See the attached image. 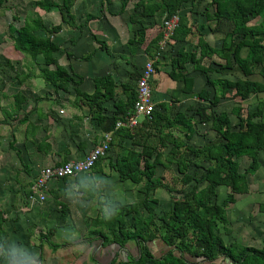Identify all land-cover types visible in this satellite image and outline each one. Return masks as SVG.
<instances>
[{"label": "trees", "instance_id": "trees-1", "mask_svg": "<svg viewBox=\"0 0 264 264\" xmlns=\"http://www.w3.org/2000/svg\"><path fill=\"white\" fill-rule=\"evenodd\" d=\"M74 1L62 0L61 4V8L65 10L69 17L67 24L71 28L74 27V17L70 10ZM185 1L137 0L135 10H140L130 21L134 23L137 17L150 18L158 13H164L165 19L168 20L178 15L180 7ZM3 2L4 0H0V5ZM45 2L46 5L51 6L50 1L46 0ZM128 2L129 0L122 1L121 12ZM208 5L214 12L212 16L209 14L207 18L213 19V17L226 16L232 21V36L240 38V40H232L228 48L216 51L204 42L200 33L197 34V46L200 50V57L196 58L195 52L180 51L177 57L171 61L169 78L173 81L183 79L185 87L190 86L191 80L184 78L183 74L186 71L185 64L192 63L194 69L207 72V68L200 65V62L202 58H211L214 55L223 60L224 65H221V68H231L232 65L229 59L232 58L236 68L244 75H249L259 66V74L264 78V0H211ZM103 6L104 0H100V12H102ZM251 18L258 19V23L249 25ZM13 20H16V18H13ZM93 20H99V18L87 15L84 25L86 26L87 23ZM181 21L179 18L178 25L167 44L183 42L187 37L194 35L186 19ZM35 24L38 29L45 33V37L35 35L25 26L17 30L12 24L8 26L10 31L15 34L10 35V39L14 42L17 50L24 55H28L31 60L41 56L46 66L54 67V69L44 68L40 71L39 78L46 84L64 92L67 91L69 84H73L75 87L79 86L82 83V79L79 78L78 81H74L53 57V54L59 50V45L53 42L51 37L61 31V26L57 25L47 30L41 21H37ZM161 30L162 32L159 36L150 41L154 43L152 45L157 46L163 38V27ZM93 40L100 45V50L108 53L105 43L96 40L94 36ZM146 41V29L141 27L135 30L133 39L127 42L129 56H134L136 46L144 45ZM149 45L146 46V50H148ZM152 45L149 47L150 52L154 49ZM243 48L247 49L244 59L240 57V52ZM91 57L92 54L85 59L90 60ZM125 61L129 63L126 57ZM153 67H155L154 64ZM132 77L138 78L139 74H134ZM93 83L95 91L91 95H87L77 88L74 89V92L77 98L81 102L83 101L90 109L94 108L93 110L97 112V108H99L97 113L99 114L101 112L100 109H102L100 105L116 97V86L110 74L95 78ZM206 84L216 89V91L212 99H209V94L206 91H201L197 94L198 96L196 97L208 101L209 104L207 106H199L195 110V114L198 116V123L212 121L213 130L219 136L222 131L230 129L227 115L223 113L216 114L214 111V107L224 91L226 89H234L233 96L241 100H245L250 94L264 91V86L251 81L207 80ZM124 86L121 85V88L126 95V100L115 103V112L123 115L132 108L135 100V93L132 92L131 88ZM16 97L19 100L16 103V108L20 109V103L24 99L21 95H16ZM254 118H259V122H252ZM181 119H183L181 114H176L171 121L168 117L163 119L162 115H158L155 112L150 119H143L139 130L154 129V133H145L142 136L143 142L140 145L142 150L141 152H136L133 149L126 148L123 144L124 139L133 138L134 131L126 128L114 130L117 122V118L114 115L107 117L99 114L97 117L102 131L112 133L110 147L111 145L114 146L116 154L114 159H110L108 162L110 169L116 171L120 182L130 180L136 185H142L138 191L144 195L143 200L138 204L120 205L117 211L110 213L109 218L103 223L113 234L119 232V236H112L118 240L120 246L134 241L140 247V256L137 258L128 256L125 261H121L119 264H264V245L259 249L238 244L225 245L216 233L218 223L223 226L228 224L226 208L229 204L234 203V193H230L221 205L212 204L211 202L216 196L219 187L230 188L235 184H244L247 176H253L259 169L258 154L260 151H264V101L258 102L256 111L247 116L245 122L240 124L237 132H228L225 136L223 135L224 142L220 140L214 141L201 148L188 147L168 132V129ZM168 144L172 147L166 157V161L169 164L172 162L177 164L178 172L182 175L180 182L183 185H188L193 181L195 186L202 183H206V186L201 195H198L199 197H197L195 186L180 198L173 195L171 197L173 201L172 210L160 216L161 225L157 226L154 220V209L148 204V198L159 189L171 192L164 177L155 176V167L161 163L159 149L167 147ZM154 152L156 154L152 157ZM188 152L195 158L201 159L202 162L210 164L203 174L197 178H192L186 173L187 161L184 158H186ZM240 158L249 159V164L242 173L239 172V166L235 162ZM151 159L153 161L150 162ZM162 164L165 165L164 167L169 166V164ZM151 201L155 202L154 200ZM111 204L113 203L108 202V205ZM141 208L146 211L147 216L142 217L140 215L139 209ZM259 211L264 213V204L259 205ZM61 212V220L64 222L66 212H64L63 208ZM128 216H131L132 219L130 223L126 220ZM157 231H162L159 238L164 243L166 251L159 257H156L147 245L156 239ZM100 239L107 240L108 237L101 236ZM58 247V245H51L52 251L58 249ZM109 264H115V260H112Z\"/></svg>", "mask_w": 264, "mask_h": 264}, {"label": "crops", "instance_id": "crops-1", "mask_svg": "<svg viewBox=\"0 0 264 264\" xmlns=\"http://www.w3.org/2000/svg\"><path fill=\"white\" fill-rule=\"evenodd\" d=\"M77 1L78 0H75V5L78 4L79 1ZM97 3L99 4L100 0H98ZM125 9L126 7L124 8L123 12H125ZM119 10L121 11V4ZM119 10L117 7H115L114 9H112V11H110V7L106 9L103 6L101 13L104 19L108 20L110 12L116 13ZM70 12L72 14V8ZM147 19H152V17ZM94 21L98 20L90 21L89 23H87L84 29L92 30L91 25ZM188 26L191 27L192 32L195 35L196 31L194 32V26H191L190 23H188ZM201 26L198 27L197 32H199L203 36L204 42H206L211 49L219 51L230 46V41H232L230 37L231 35L229 36V44L228 42H226L225 46L221 47L222 41H217V38H211L212 36L215 37L219 33H216V31L214 32V35H210V32H205V30L208 29L207 26H204L202 28ZM195 27L197 28V26ZM107 28L111 31V33H113L114 36L116 32L114 30H111V28L108 26ZM114 29H116L118 33L117 28ZM68 32L69 42L70 39L78 40L77 37L79 34H75V32L78 33V31L73 29ZM91 33L94 34L96 40H104L99 36L97 32L91 31ZM113 36L109 35L110 38L107 40V42H104L108 48V53L100 50L99 44L97 46L94 40L92 41L90 39L89 42H85V45L89 43V46L84 47H89L90 52L87 55L92 54L90 60H86V57L82 58V61L75 58V60H73V62L75 63L70 62V64L58 61L55 56L53 57L56 59L57 63L66 71L67 69L64 64L69 65V71H72L75 77L72 74H68L73 79L75 78L74 81H78L79 78L82 79V83L76 88L87 95H91L95 91V86L93 83V80L95 78H100L107 74H110L116 86V97L102 103L100 105L102 109H100L101 112L99 114L101 116L107 117L114 115L117 120L119 119L118 117L122 114L115 112V103L117 101L124 102L126 100V95L122 91L121 85H125L127 88H130V85L127 83L128 77L130 78L129 75H134L137 73L139 74L144 69V66L147 63H153L155 66V72L151 77V88L153 93V100L156 105L155 113H157L158 115H162L163 119L168 117V119L171 121L173 120L174 115H183V119L175 122L174 125L170 129H168V132L173 137L180 140L184 145L188 144L194 146L195 148H201L204 146V143L208 144L211 142L210 139L209 141L206 140L208 137L207 133L212 132L214 134L213 137H217V133L213 131V122L209 121L206 123H198V116L195 114V110L199 106H207L209 104L208 101H204L196 97L198 96L197 94H199L201 91H206L209 94V99H212L216 91V89L209 87L206 84L207 80H225L229 82L242 80L251 81L258 85L264 86V78L260 76L257 68H255L252 73L246 76L238 69L236 70L234 68L236 67V64L233 63L232 58L229 59L232 65L231 68H221L220 66L224 65L223 60L217 55H214L211 58H202L200 62V65L207 68V72H202L200 70L194 69L192 63L185 64L186 71L183 73L184 78L191 80L190 86L185 87L183 79L173 81L169 78L168 74L171 70V61L176 58L177 54L182 50H184L185 52H195L196 58H199L200 50L197 46V38L196 42L193 41L190 43L189 41H191L192 39L190 37L192 36L187 37V39L183 42L174 44H167L166 41L162 46L160 41L158 43V51L155 54L153 50H151V52L149 51V47H151L150 45L154 44L153 42H150L154 39L153 31L150 32V30H146V43L144 45L136 46L134 56H129V49L127 46V42L133 39V33L131 37L125 39L124 44L126 43L125 49L127 52H123L121 50V56L119 55V58L125 62L123 67L121 66V64H117L116 60L114 62H111V60L115 59L114 55H118L115 54L114 51H116V48L119 47L116 43H114ZM51 40L53 41L54 39L51 37ZM73 42L74 40L71 41V43ZM148 44L150 45L148 46V50H146L145 48ZM244 50L246 52L243 55ZM82 53L85 54L86 51ZM84 54H81L80 58L83 57L82 55ZM246 54L247 49L243 48L241 50L240 57L244 59L246 57ZM125 57L129 60V63L125 61ZM97 58L103 61L101 63L102 66H96ZM219 61L222 63L220 66L217 65ZM61 63H63V65ZM49 67L50 66H45V68L47 69H50ZM231 76H235L236 79H230L229 77ZM41 83L42 86L39 87L41 93H38L36 97L37 100L33 102L34 104L27 102L28 96L21 95L24 100L21 101L20 109L18 108V110L16 108V103H18L19 100H17L16 95L20 94L16 93L9 105L3 110V117L7 119L6 122H10L14 117H16L17 124H21L22 128L19 129L20 131L16 134V136L14 135V139H20L19 142H16L17 145H15L16 147H18V151L16 150V152H19L18 154L12 151H7L8 142H6L5 146L0 149V179L1 174L6 175L9 173V177H11L9 184L6 185L7 182H5V186L4 181L0 180V188L3 186H9L10 188L11 184L13 183L19 188L22 187L21 189L23 190L22 194L24 195V197L28 195L29 190L32 188L30 186H33V182L36 179L38 172L43 168L58 166L65 162L76 161L83 158L95 145H97L99 139L103 136V134H110L112 140V133L103 132L98 124V111L95 112L93 110L94 108L90 109V107L84 104L83 101L81 102L79 98H77L78 100H74L77 96L72 97L70 100L67 99L66 101H61V95L65 93L64 91H62L61 89H56L52 85L46 84L42 79ZM69 91L70 87L67 88V92ZM234 92V89H226L222 97L219 98L217 105L214 107L215 113H223L227 115L230 128L232 125L231 118L229 117V114L227 112V109L229 107H225V104L229 103L230 101L232 102L229 104H232L233 102L235 103L234 106L229 108L232 112V115L234 116L236 113L240 114V107H243V104L246 103V101H248L250 97L256 95L262 96L264 94V91H260L257 94H250L249 97L245 100H241L233 96ZM25 104H27V106H25ZM31 104L33 106L30 108V110L22 112L23 109L25 110V108L29 107ZM60 111H62V113H60ZM141 124L142 121L137 128H134L132 130L134 131V134L132 133V139L128 138L124 139L123 141V144L126 148L133 149L136 152H141L142 150L140 146L143 142L142 136L145 133H154V129L147 128L144 130L141 129L143 131L139 130L141 128ZM207 125H210V129H208L205 133L198 132L200 128L203 129ZM4 130L5 134H7L6 126ZM171 147L172 146L168 144L167 147L159 149V153L161 154V163H159L155 167L156 177H159L157 176V173L159 172L158 168H160V171L163 170V172L166 173L172 170L178 175L180 174L175 162L169 164L166 161V157L170 152ZM110 148L111 150L109 157L100 159V161L96 164L95 168L92 169L90 173L79 174L71 179L51 180L48 182L47 187L38 194L43 196V201L39 203L34 198L29 200L31 204L30 208H33V212H35V210H37L38 207L44 203V201H47L52 206L57 205L60 212L63 208L64 212H66V223L76 222L80 226H82L85 221H89L91 223L94 222L95 224L97 223V226L99 225V228L97 229L92 227L75 228L68 234L78 236L79 240L89 245V248H91L92 250L85 249L81 251L79 249V252L86 251L88 258L90 257L91 253H94V260L96 261L95 264L101 263L98 260L99 258H102L101 261H106L104 264H107L111 259H113L114 256H117V254H119L120 252V256L124 254V257L127 259L128 256H131V254H129L130 247L138 248L136 243L134 244L133 242H129L126 245L120 246L118 240L113 243L110 241V239H100L101 236L109 237L110 234L119 235L117 234V232L113 234L111 230L105 229L104 227L101 228L102 225L101 223H99V221L104 222L109 218V214H105V211L103 209L105 205H108V202H112L113 204L119 202V205L138 204L144 198V195L142 193H139L138 191V189L141 188L142 185H136L130 180L120 182L116 171L110 169L108 162L110 159L113 160L116 154V149L114 148V146L111 145ZM155 154L156 152L153 153L152 157H154ZM17 155H19V157ZM258 155H261V151ZM151 161L153 160L151 159L150 162ZM162 163L169 164V166L164 167L165 165H163ZM262 164L264 165V160L262 163H260V167L263 166ZM17 177L18 181H16ZM80 177H84L86 181H91V183L89 185L90 190L82 192L81 199L79 203H77L73 199H70L65 195V187L70 181L78 182ZM19 184L21 185L19 186ZM93 188L95 189V192L91 191V189ZM173 195L174 194H171L166 190H156L149 196L148 204L153 207V209L154 206H167L169 202H172L173 204V201L171 199ZM151 200H154L155 202H152ZM60 204H62V206H60ZM23 205L25 204L23 203ZM16 208L21 209L20 205ZM170 208V210H172L173 205L172 207L170 206ZM164 212L167 211L165 210ZM59 249H61L60 251L69 250L71 253L75 252V247L70 244L66 248ZM59 249H56L53 252L51 249L50 251L52 252V254H54L58 252ZM36 250L41 251V249ZM133 256L134 255L132 254V257ZM51 257L55 256L51 255ZM73 260L75 261L70 264H91L87 259L82 257L76 258L75 256L73 257ZM53 263L60 264V260H58L57 258V261Z\"/></svg>", "mask_w": 264, "mask_h": 264}, {"label": "rangeland", "instance_id": "rangeland-1", "mask_svg": "<svg viewBox=\"0 0 264 264\" xmlns=\"http://www.w3.org/2000/svg\"><path fill=\"white\" fill-rule=\"evenodd\" d=\"M45 1L46 0H4L3 4L0 5V149L5 146L6 142H8L7 151H12L17 154L19 153L16 152L18 147L15 145H17L16 142H19L20 139H14V135L16 136V134L19 133V129H21L22 126L21 124H17L16 117H14L11 121L9 120L10 122H6L7 119L3 117V110L9 105L16 93H19L22 96H28V103H33L37 100L36 97L38 93H41L39 87L42 86L39 74L46 65L42 57L39 56L35 60H31L28 55H24L17 50L14 42H12L10 39V35H15L8 28L10 24H12L16 30L25 26L35 35L40 37H45V33L37 28L35 24L37 21H41L47 30L60 25L61 31L52 36L54 39L53 41L59 45V50L53 56H55L58 61L63 63H75L73 62L75 58L82 61V58L89 56L87 55L90 52L89 47L84 46H89V43L85 45V42H89L90 39L93 41L94 34L91 33V31L97 32L99 36L104 39L100 42L104 43L110 38L109 35L113 36V33H111L107 26L116 33L117 31L114 28H117L118 33L117 35L115 33L113 36V41L119 46L116 48V51H114L115 54L118 55H114L115 59L111 60V62L116 60L117 64H121V66L124 67L125 62L119 57L121 56L120 53L122 51L127 52L125 49L126 43L124 44L125 39L131 37L133 31L138 30L141 27L145 28L146 30H150V32L153 31L154 38H156L162 32V22L165 19L164 13H158L153 16L152 19H147V17H137L136 21L133 23L130 21V19L140 10H135L137 0H129L125 12H121L119 10L120 4L123 0H104V7L106 9L110 7V11H112V9L117 7L119 10L116 13L110 12L108 17L109 19L105 20L102 13L100 12V3H97L98 0H78V4H73L74 7L72 6L74 27L71 28L67 24L69 17L67 16L65 10L61 8L62 0H48L50 1L51 6L46 5ZM209 3L210 0H186L182 3L180 11L176 17L178 20L180 18V22H182L181 20L184 21L186 19L187 23H190L191 26H194V32L196 31L195 35L190 37L192 39L189 41V43L193 41L196 42V34H199L197 30L201 25L202 27L207 26L208 29L204 30L207 33L210 32V35H214V32L216 31V33H219L215 37L212 36L211 38H217V41H222L221 47L225 46L226 42L229 44L230 35L231 40H240V38L232 36L231 31L233 29V25L229 18H226V16L220 18L213 17V19L207 18V16L209 17V14L212 16L214 12L213 9L209 7ZM87 15H92L99 18L98 21L92 22V30L90 29L91 31L89 29H84L85 17ZM13 18H16V20H13ZM257 23L258 19L251 18L249 25H256ZM195 26H197V28ZM73 29L78 31V33L75 32V34H79L77 37L78 40L70 39L69 42L68 31ZM73 40L74 42L71 43ZM160 41L162 42L163 38ZM231 42L232 41H230V44ZM96 45L98 46L97 43ZM153 46L154 45H152V47ZM153 50L156 54L158 51V45L154 46ZM84 51H86L85 54L82 53ZM245 52L246 51L244 50L243 55ZM81 54L84 55H82L83 57L80 58ZM102 62L103 61L97 58L96 66H102ZM63 63L61 64L63 65ZM221 64L222 63L220 61L217 63L218 66ZM64 65L66 66L68 72L70 69L68 68L69 65ZM146 65L144 66V69ZM49 68L53 69L54 67L50 66ZM234 68L237 70L236 67ZM256 68L257 71L260 70V67ZM68 73L72 75L74 74L72 71H69ZM73 76L75 77V75ZM129 76L130 78L128 77V81H126L130 85L132 92L135 93L134 89L137 77H132V75ZM229 78L232 80L236 79L235 76H231ZM68 87H70V91H65V93L61 95V101H66L67 99L70 100L72 97H76L74 92L76 87L73 84H69ZM74 100H78L77 97ZM260 101H264V94L262 96L256 95L250 97V99L243 104V107H240V114H235V117L232 115V112L229 109L230 107L234 106L235 103L233 102L232 104H229L232 101L226 103L225 107H229L227 112L231 118V128L227 131H222L220 136L217 134L218 136L215 138L213 137L214 134L212 132L207 133L208 137L206 140L209 141L210 139L211 142L220 140L221 142H224L223 138L225 134L233 131L237 132L239 130L240 124L245 122L247 116L255 112L256 106ZM25 106H27V104H25ZM32 106L33 105L31 104L29 107H26L25 110L23 109L22 112L30 110ZM139 120L141 121L142 118H139ZM252 122L258 123L259 118H254ZM5 126L7 127V134H5ZM209 126L210 125H207L203 129L200 128L198 132L205 133L208 129H210ZM206 144L207 143H204V145ZM187 146L194 147L188 144ZM17 156L19 157V155ZM184 160L187 161L186 173L192 178L199 177L210 165L207 162H202L199 158H195L191 153L189 154V152ZM263 160L264 151H261V155H258V161L262 163ZM235 162L239 166V172L242 173L247 168L249 159L240 158ZM158 169L159 172L157 173V176L164 177L168 188H170V193L179 198L189 192L190 189L195 186L193 181L188 185H183L180 182L182 175H178L172 170L166 173L163 172V170L160 171V168ZM9 176V173L6 175L1 174L0 180L4 181V186L5 182H7L6 185L9 184V181L11 180V177ZM16 181H18V177ZM170 181H172V183H170ZM20 185L21 184H19V186ZM4 186L0 188V236H6L9 239L15 240L18 243L32 249L40 257L42 264H54L53 262H56L57 258L60 260V264H70L75 261L73 260V257L75 256L76 258H85L91 264L96 263L94 260V253H91L90 257L88 258L87 252H79V248L75 247V252L72 253L69 250L60 251L61 249L59 248H66L69 246L66 236L71 230L81 227H92L97 229L99 228L97 223L95 224L94 222L91 223L89 221H85L83 225L80 226L76 222H62V215L59 207L57 205L52 206L47 201H44V203L41 204L38 209L35 210V212H33V208H30L31 204L29 200L34 198L40 203L41 201L38 193H34L31 188L30 190L32 192L29 190L28 195L24 197L22 194V187L19 188L13 183L11 184L10 188L9 186ZM205 186L206 183L195 186L197 197L201 195ZM230 193H234L236 198L234 203L229 204L226 208V218L228 224L223 226L218 223L216 226L217 235L221 238L225 245L238 244L258 249L261 248L264 245V213L259 211V205L264 204V165L261 166L253 176H247L246 182L244 184H235L230 188H218L216 196L211 201L212 204L221 205V203ZM23 203L25 205H23ZM19 205L22 210L16 208ZM172 205V202H169L167 205L168 207L166 205L164 207H161L160 205L154 206V220L157 223V226L161 225L159 220L160 216L165 213V210L169 211L171 209L170 206L172 207ZM139 212L142 217L147 216L144 209H139ZM126 218L128 223L132 222L130 216ZM99 223L102 225L101 228L104 227L107 229L103 224L104 222L99 221ZM161 232L162 231H157L156 239L147 244L148 247H150L149 249L156 257H159L166 252L165 245L159 238ZM117 234H119V232H117ZM108 239H110V241L113 243L117 241L116 238H114L111 234L109 235ZM132 242L135 244L134 241ZM51 245H58V252L52 254L53 251H50ZM137 247L138 248L130 247L129 249V254H131V256L133 254L134 258L140 256V247ZM36 249H41V251ZM120 254L121 252L117 254V256H114L113 259H111L108 263H110L112 260H115V264L125 261L126 258L124 257V254H122V256H120ZM51 255L55 257H51ZM98 260L101 262L100 264H104L106 262L101 261L102 258H99Z\"/></svg>", "mask_w": 264, "mask_h": 264}, {"label": "built area", "instance_id": "built-area-1", "mask_svg": "<svg viewBox=\"0 0 264 264\" xmlns=\"http://www.w3.org/2000/svg\"><path fill=\"white\" fill-rule=\"evenodd\" d=\"M177 25L178 19L176 16L168 20H163L164 40L161 42V46L170 39ZM154 72L155 68L153 67V63H147L145 69L139 73V77L136 78L135 81V100L133 101V106L126 114H122L118 117L119 119L115 123L114 130L120 128L133 130L140 125L143 119H150L151 115L156 111L151 88V77ZM60 113H62V111H60ZM139 118H142V120L140 121ZM110 142V134H103L97 145H95L83 159L43 168L38 172L33 182L32 191L39 194L47 187L48 182L51 180L71 179L79 174L90 173L100 159L109 156L111 150ZM39 196L40 201H43V196Z\"/></svg>", "mask_w": 264, "mask_h": 264}, {"label": "clouds", "instance_id": "clouds-1", "mask_svg": "<svg viewBox=\"0 0 264 264\" xmlns=\"http://www.w3.org/2000/svg\"><path fill=\"white\" fill-rule=\"evenodd\" d=\"M91 181H86L84 177H80L78 182L70 181L65 187V195L79 203L81 193L89 191ZM95 192V189H91ZM119 202L103 207L105 214L115 213L119 208ZM66 239L73 247L79 248L81 251L88 249L89 245L76 235H67ZM11 241V242H10ZM0 264H42L40 257L30 248L9 239L6 236H0Z\"/></svg>", "mask_w": 264, "mask_h": 264}]
</instances>
